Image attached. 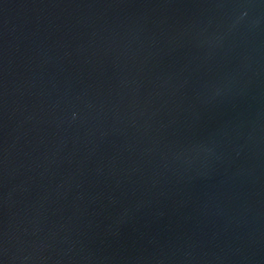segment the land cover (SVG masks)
I'll list each match as a JSON object with an SVG mask.
<instances>
[{"label":"water","instance_id":"water-1","mask_svg":"<svg viewBox=\"0 0 264 264\" xmlns=\"http://www.w3.org/2000/svg\"><path fill=\"white\" fill-rule=\"evenodd\" d=\"M0 264H264V0H0Z\"/></svg>","mask_w":264,"mask_h":264}]
</instances>
